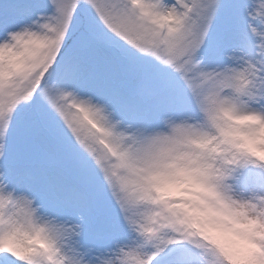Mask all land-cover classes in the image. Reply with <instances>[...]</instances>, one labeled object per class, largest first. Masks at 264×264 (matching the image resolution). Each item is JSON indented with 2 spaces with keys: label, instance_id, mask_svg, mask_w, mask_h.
Wrapping results in <instances>:
<instances>
[{
  "label": "snow or ice",
  "instance_id": "obj_1",
  "mask_svg": "<svg viewBox=\"0 0 264 264\" xmlns=\"http://www.w3.org/2000/svg\"><path fill=\"white\" fill-rule=\"evenodd\" d=\"M0 264H264V0H0Z\"/></svg>",
  "mask_w": 264,
  "mask_h": 264
}]
</instances>
